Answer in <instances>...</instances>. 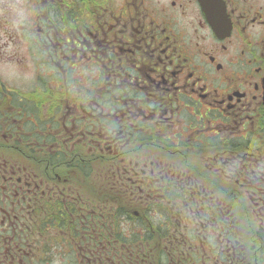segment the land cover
<instances>
[{"label": "flooded vegetation", "instance_id": "flooded-vegetation-1", "mask_svg": "<svg viewBox=\"0 0 264 264\" xmlns=\"http://www.w3.org/2000/svg\"><path fill=\"white\" fill-rule=\"evenodd\" d=\"M0 264H264V0H0Z\"/></svg>", "mask_w": 264, "mask_h": 264}]
</instances>
